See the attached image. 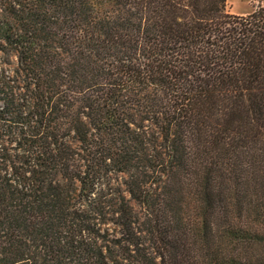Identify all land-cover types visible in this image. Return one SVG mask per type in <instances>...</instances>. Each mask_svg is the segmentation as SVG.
<instances>
[{
	"label": "trees",
	"instance_id": "1",
	"mask_svg": "<svg viewBox=\"0 0 264 264\" xmlns=\"http://www.w3.org/2000/svg\"><path fill=\"white\" fill-rule=\"evenodd\" d=\"M226 4L0 0V264H264V6Z\"/></svg>",
	"mask_w": 264,
	"mask_h": 264
},
{
	"label": "rangeland",
	"instance_id": "2",
	"mask_svg": "<svg viewBox=\"0 0 264 264\" xmlns=\"http://www.w3.org/2000/svg\"><path fill=\"white\" fill-rule=\"evenodd\" d=\"M257 5L264 6V0H227L226 9L232 14H244L247 12L249 13L250 10H253ZM9 59V65H3V68L6 70H11L15 65L14 57ZM131 205L137 209V205L134 202H131Z\"/></svg>",
	"mask_w": 264,
	"mask_h": 264
},
{
	"label": "crops",
	"instance_id": "3",
	"mask_svg": "<svg viewBox=\"0 0 264 264\" xmlns=\"http://www.w3.org/2000/svg\"><path fill=\"white\" fill-rule=\"evenodd\" d=\"M252 10H250V12H251ZM249 12V13H250ZM243 13H240V14H237V15H242ZM246 14H248V12L247 13H244L243 15H246Z\"/></svg>",
	"mask_w": 264,
	"mask_h": 264
}]
</instances>
